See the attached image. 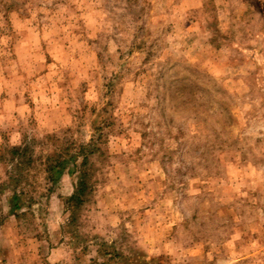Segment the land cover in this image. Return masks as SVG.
I'll list each match as a JSON object with an SVG mask.
<instances>
[{
  "label": "rangeland",
  "instance_id": "1",
  "mask_svg": "<svg viewBox=\"0 0 264 264\" xmlns=\"http://www.w3.org/2000/svg\"><path fill=\"white\" fill-rule=\"evenodd\" d=\"M0 264H264V0H0Z\"/></svg>",
  "mask_w": 264,
  "mask_h": 264
},
{
  "label": "trees",
  "instance_id": "2",
  "mask_svg": "<svg viewBox=\"0 0 264 264\" xmlns=\"http://www.w3.org/2000/svg\"><path fill=\"white\" fill-rule=\"evenodd\" d=\"M100 130V129H99ZM103 136L102 133H96L94 137L91 139L89 143H82L78 145L73 153L67 155L66 157H56L54 159L49 158L46 162V173H47V180L48 182L55 184L59 181L62 174L67 168L69 162L75 163V168L78 170V180L75 184L74 192L71 196H69L66 201L67 203L74 207L83 202V197L87 193L88 189L91 188L90 186V155L95 154L99 151V147L97 145L98 141H101V137ZM14 154L17 153V149L13 151ZM78 159H81L78 162ZM31 161V160H29ZM20 201L21 196L19 193L14 192L11 198L12 202V210L20 209Z\"/></svg>",
  "mask_w": 264,
  "mask_h": 264
}]
</instances>
